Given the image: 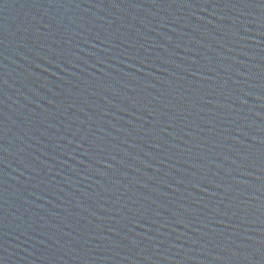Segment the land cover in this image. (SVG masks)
Returning <instances> with one entry per match:
<instances>
[{"label": "water", "instance_id": "1", "mask_svg": "<svg viewBox=\"0 0 264 264\" xmlns=\"http://www.w3.org/2000/svg\"><path fill=\"white\" fill-rule=\"evenodd\" d=\"M0 264H264V0H0Z\"/></svg>", "mask_w": 264, "mask_h": 264}]
</instances>
